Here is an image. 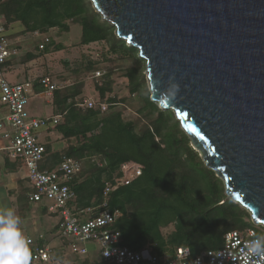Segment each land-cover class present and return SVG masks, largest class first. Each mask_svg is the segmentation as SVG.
Instances as JSON below:
<instances>
[{"label":"trees","instance_id":"16d2710c","mask_svg":"<svg viewBox=\"0 0 264 264\" xmlns=\"http://www.w3.org/2000/svg\"><path fill=\"white\" fill-rule=\"evenodd\" d=\"M0 16L7 28L18 22L23 33L31 34L54 28L68 32L70 25L77 24L80 45L105 43L109 55L131 62L122 71L128 97L112 94V71L95 81L98 102L107 104L104 112L79 106L82 82L53 92V114L61 115L62 121L52 129L74 142L61 151L45 143L40 167L53 170L64 158L81 164L72 181L76 211L106 202L109 211L119 214L114 227L121 234V246L132 251L147 248L168 259L177 247L195 256L221 248L227 232L254 229L247 210L226 199L222 181L191 147L174 113L150 101L137 50L115 35L114 27L102 19L90 0H0ZM51 44L49 39L41 51L47 53ZM34 58L33 54L26 56L28 61ZM100 70L95 62L86 66L87 72L100 74ZM35 90L41 91L36 84ZM132 96L138 101L136 118L126 120L123 109ZM123 165L139 169L140 175L103 196L106 183L115 184L122 176ZM100 211L94 210L90 217ZM170 226L172 230L163 234L162 229Z\"/></svg>","mask_w":264,"mask_h":264},{"label":"water","instance_id":"95a60500","mask_svg":"<svg viewBox=\"0 0 264 264\" xmlns=\"http://www.w3.org/2000/svg\"><path fill=\"white\" fill-rule=\"evenodd\" d=\"M90 1L145 61L150 101L264 227V0Z\"/></svg>","mask_w":264,"mask_h":264},{"label":"built area","instance_id":"2783aa9c","mask_svg":"<svg viewBox=\"0 0 264 264\" xmlns=\"http://www.w3.org/2000/svg\"><path fill=\"white\" fill-rule=\"evenodd\" d=\"M7 31L0 16V104L6 112L0 117V140L5 142L1 150L9 160L19 162L25 171L30 184L26 194L28 202L45 204L47 213L57 218L56 230L64 245L69 246L73 255L82 257L80 261L67 262L64 253L58 258L55 249L24 234L31 251L30 264H264V256L248 253V243L258 237L252 228L227 232L219 249L192 256L189 249L177 247L173 257L168 259L152 254L147 248L132 251L121 246V234L114 227L119 214L109 211L106 202L76 211L72 181L80 172L81 164L72 158H64L53 170L40 167L46 149L39 137L59 124L62 116L35 117L27 109L30 100L39 95L48 98L47 103H50L58 86L48 76L18 82L7 78L19 55V47L11 45ZM33 35L41 34L35 32ZM47 42L49 38L44 37L39 49ZM35 84L41 91L35 90ZM79 106L101 112L107 109V104L93 100H85ZM121 172L122 176L115 179V184L106 183L103 196L119 185H128L140 175V170L130 165H123ZM99 208L101 211L90 217Z\"/></svg>","mask_w":264,"mask_h":264},{"label":"rangeland","instance_id":"374dc122","mask_svg":"<svg viewBox=\"0 0 264 264\" xmlns=\"http://www.w3.org/2000/svg\"><path fill=\"white\" fill-rule=\"evenodd\" d=\"M7 35L10 39L12 46L19 47V55L14 60L11 73L7 74V78L10 81L18 82L25 79L35 80L44 76L50 77L58 89L68 87L72 84L82 82L83 89L80 102L85 100H93L98 102V94L94 89L95 81L99 76H102L107 71H112L113 79V95L117 97H128L127 82L122 77V71L130 66L131 62L128 58H120L117 56H111L108 54V47L105 43H92L86 46L79 44L81 36V27L77 24L70 25L68 32H63L58 28L50 29L45 34L34 36L31 33H23L20 23L15 22L8 27ZM48 37L52 44L47 53L39 50V44L42 43L43 38ZM128 45V44H127ZM60 47L59 50H56ZM137 50V49H136ZM33 54L35 58L28 61L26 56ZM137 58L138 50L136 53ZM143 62V77L145 81L146 90L149 94L148 82L146 78L145 61ZM89 62H95L96 65L101 68L100 74L95 72H87L86 66ZM150 99V98H149ZM48 98L43 95H39L32 98L27 107L32 116L35 117H48L53 114L52 100L47 103ZM138 105L137 96L130 98V104L123 109V116L126 120H133L136 118L135 108ZM123 108V107H120ZM0 106V110H1ZM39 141L46 142L51 145L54 151H61L66 148L72 141L62 139L61 135L53 129L45 130L39 137ZM93 159L92 161H94ZM21 176H24V172H20ZM219 179V178H218ZM220 180V179H219ZM232 201V200H229ZM234 202V201H232ZM1 203V208H11L15 210L10 203L7 205ZM33 213L40 220V224L43 225L41 233L44 235V241L56 251L61 250L65 253V260L67 262L80 261L82 257L75 256L71 253L69 246H63L62 238L54 228L55 218L49 214H43L40 211L39 204H31ZM29 220H32V215ZM29 220H23V223H27ZM25 221V222H24ZM255 225V224H254ZM254 229L258 236H264V227L261 225H255ZM172 230V227L162 229L163 234H167ZM27 234V233H26ZM31 237L37 238L36 233H29ZM45 244V243H44Z\"/></svg>","mask_w":264,"mask_h":264},{"label":"crops","instance_id":"0c3cea01","mask_svg":"<svg viewBox=\"0 0 264 264\" xmlns=\"http://www.w3.org/2000/svg\"><path fill=\"white\" fill-rule=\"evenodd\" d=\"M35 98V97H34ZM49 104V103H48ZM1 106V104H0ZM0 110V117L3 116L6 112L4 108L1 106ZM54 115V114H51ZM50 115V116H51ZM45 132V131H44ZM43 133V132H42ZM41 133V134H42ZM46 142H44L45 144ZM5 145V142L0 140V208L1 203L4 202V205H7L10 203L12 207L15 209L16 214L20 217V220L23 222V220H29L30 216L32 215V220L28 221L27 223H20V229L23 232V234L28 235L29 233H36V237L34 238L36 240H39L40 243H45L44 241L45 237L41 233V228L43 227L42 224H40V219L36 217V213L34 214L33 209L30 206L31 204L28 202L26 198L27 192L30 190V184L26 178L25 171L20 167L19 162L9 160L3 150L1 148ZM24 172V176L20 175V172ZM40 205V211L43 214H48L45 209L44 203H37ZM50 215V214H49ZM55 218V225L54 228L56 229L57 226V218ZM27 233V234H26ZM32 236V235H28ZM33 238V237H32ZM64 245V242L62 240L61 242ZM49 246V245H48ZM60 257H62L61 254L63 252L61 250L56 251ZM65 254V253H64ZM58 256V257H59Z\"/></svg>","mask_w":264,"mask_h":264},{"label":"clouds","instance_id":"9594fccd","mask_svg":"<svg viewBox=\"0 0 264 264\" xmlns=\"http://www.w3.org/2000/svg\"><path fill=\"white\" fill-rule=\"evenodd\" d=\"M170 90H178L172 84ZM20 217L11 208H0V264H30L31 251L20 229ZM251 256H264V236H258L247 245Z\"/></svg>","mask_w":264,"mask_h":264},{"label":"snow or ice","instance_id":"6c2138e0","mask_svg":"<svg viewBox=\"0 0 264 264\" xmlns=\"http://www.w3.org/2000/svg\"><path fill=\"white\" fill-rule=\"evenodd\" d=\"M191 130V129H190Z\"/></svg>","mask_w":264,"mask_h":264}]
</instances>
